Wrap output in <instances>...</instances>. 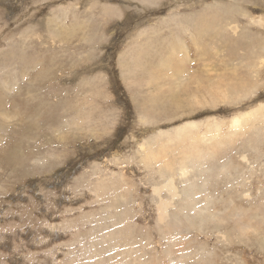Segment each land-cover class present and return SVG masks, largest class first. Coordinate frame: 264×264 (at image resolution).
I'll return each mask as SVG.
<instances>
[{"label":"rangeland","instance_id":"obj_1","mask_svg":"<svg viewBox=\"0 0 264 264\" xmlns=\"http://www.w3.org/2000/svg\"><path fill=\"white\" fill-rule=\"evenodd\" d=\"M0 264H264V0H0Z\"/></svg>","mask_w":264,"mask_h":264},{"label":"bare ground","instance_id":"obj_2","mask_svg":"<svg viewBox=\"0 0 264 264\" xmlns=\"http://www.w3.org/2000/svg\"><path fill=\"white\" fill-rule=\"evenodd\" d=\"M176 66H177V65H176ZM233 123L235 124V123H237V122L235 121V122H233ZM187 154H188V153H187Z\"/></svg>","mask_w":264,"mask_h":264}]
</instances>
